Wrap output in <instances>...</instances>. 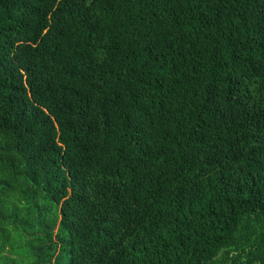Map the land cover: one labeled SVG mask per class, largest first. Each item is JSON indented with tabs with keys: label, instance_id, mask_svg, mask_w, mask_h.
I'll return each instance as SVG.
<instances>
[{
	"label": "trees",
	"instance_id": "trees-1",
	"mask_svg": "<svg viewBox=\"0 0 264 264\" xmlns=\"http://www.w3.org/2000/svg\"><path fill=\"white\" fill-rule=\"evenodd\" d=\"M0 264H264V0H0Z\"/></svg>",
	"mask_w": 264,
	"mask_h": 264
}]
</instances>
